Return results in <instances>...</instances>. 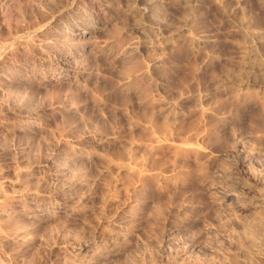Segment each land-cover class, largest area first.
Returning a JSON list of instances; mask_svg holds the SVG:
<instances>
[{"label": "rangeland", "instance_id": "rangeland-1", "mask_svg": "<svg viewBox=\"0 0 264 264\" xmlns=\"http://www.w3.org/2000/svg\"><path fill=\"white\" fill-rule=\"evenodd\" d=\"M0 264H264V0H0Z\"/></svg>", "mask_w": 264, "mask_h": 264}]
</instances>
